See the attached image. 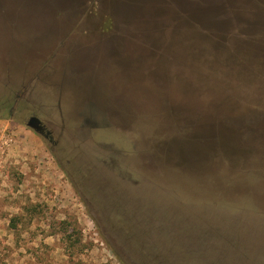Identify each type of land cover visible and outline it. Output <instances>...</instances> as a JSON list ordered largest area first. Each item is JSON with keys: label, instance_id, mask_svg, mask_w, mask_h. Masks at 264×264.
<instances>
[{"label": "rangeland", "instance_id": "obj_1", "mask_svg": "<svg viewBox=\"0 0 264 264\" xmlns=\"http://www.w3.org/2000/svg\"><path fill=\"white\" fill-rule=\"evenodd\" d=\"M78 1L92 53L71 68L53 42L0 48V264H264V177L166 150L183 129L162 108L197 104L177 19L195 0Z\"/></svg>", "mask_w": 264, "mask_h": 264}, {"label": "trees", "instance_id": "obj_2", "mask_svg": "<svg viewBox=\"0 0 264 264\" xmlns=\"http://www.w3.org/2000/svg\"><path fill=\"white\" fill-rule=\"evenodd\" d=\"M159 1L151 0L156 2L153 6ZM192 3L194 9L184 10L177 18L186 28L190 25L194 28L193 44L182 49L186 59L182 61L180 57L179 62L186 68L189 61L194 63L189 67L193 68L195 77L197 104L192 113L187 101L178 107L167 102L162 108L160 114L169 123L181 122L183 129V136L171 139L165 145L166 150L168 153L170 148L177 150L185 167L209 162L215 164L218 175L257 174L263 178L264 0ZM164 9L163 17H168ZM186 38L188 42L189 33ZM184 80L187 81V75ZM244 115L246 121H238ZM246 133L251 134L248 139L243 137ZM188 144L201 149L197 160L182 150ZM223 170L228 173L224 174Z\"/></svg>", "mask_w": 264, "mask_h": 264}, {"label": "flooded vegetation", "instance_id": "obj_3", "mask_svg": "<svg viewBox=\"0 0 264 264\" xmlns=\"http://www.w3.org/2000/svg\"><path fill=\"white\" fill-rule=\"evenodd\" d=\"M87 6V3L78 0H0V48L7 50L11 46L10 42H15L13 46L18 47L16 49L20 50L21 56L27 53L37 57L38 52L46 51L53 42L51 51L59 53V58L64 60V68H71L75 64L70 59L71 55L84 60L92 53L85 47H78L83 30L89 27L85 22L90 19H81ZM99 39L102 38L96 41H102ZM56 41L61 42V45L55 44ZM97 52L100 53L99 49ZM113 52L110 50V53ZM9 66L8 63L7 72L11 71ZM15 66L16 69L23 68L19 64ZM29 122L32 127H29ZM26 126L51 141V132L36 116H28Z\"/></svg>", "mask_w": 264, "mask_h": 264}, {"label": "water", "instance_id": "obj_4", "mask_svg": "<svg viewBox=\"0 0 264 264\" xmlns=\"http://www.w3.org/2000/svg\"><path fill=\"white\" fill-rule=\"evenodd\" d=\"M192 115V114H191ZM246 119H247V117L244 115V116H240L239 117V119H238V121H240V122H245L246 121ZM31 120H35V121H37L36 119H31ZM28 125H29V127H32V124H31V122H29L28 123ZM250 133H246V134H244V138L245 139H248L249 137H250ZM184 149H182L183 151H185L186 153H187V155H191V154H193V152L195 151L196 152V154L197 155H199L200 154V148L196 145V146H192V145H190V144H188V145H184V147H183ZM193 151V152H192Z\"/></svg>", "mask_w": 264, "mask_h": 264}]
</instances>
